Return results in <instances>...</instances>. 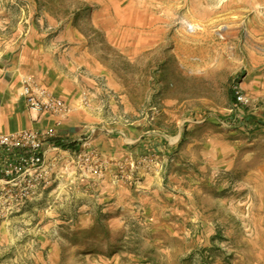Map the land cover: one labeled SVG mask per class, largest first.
<instances>
[{
    "label": "rangeland",
    "instance_id": "rangeland-1",
    "mask_svg": "<svg viewBox=\"0 0 264 264\" xmlns=\"http://www.w3.org/2000/svg\"><path fill=\"white\" fill-rule=\"evenodd\" d=\"M27 84L79 147L23 204L0 191V264H264V0H0L24 128Z\"/></svg>",
    "mask_w": 264,
    "mask_h": 264
},
{
    "label": "built area",
    "instance_id": "built-area-1",
    "mask_svg": "<svg viewBox=\"0 0 264 264\" xmlns=\"http://www.w3.org/2000/svg\"><path fill=\"white\" fill-rule=\"evenodd\" d=\"M23 94L31 114L32 126L16 132L0 131V191L16 197L23 204L31 193L46 180L47 156L51 149L57 150L52 139L57 137L56 128L69 115L65 99L54 96L46 89L25 85ZM237 99L242 96L237 93ZM51 114L56 125L42 128L35 124L37 116Z\"/></svg>",
    "mask_w": 264,
    "mask_h": 264
},
{
    "label": "crops",
    "instance_id": "crops-1",
    "mask_svg": "<svg viewBox=\"0 0 264 264\" xmlns=\"http://www.w3.org/2000/svg\"><path fill=\"white\" fill-rule=\"evenodd\" d=\"M25 116L26 117L24 119H27V121H29V123L27 122V125H26L25 128H28V127L32 126L31 116H30L29 120H28L29 114L26 113ZM35 117H36V115H35ZM11 118L15 119V115L12 112H6V113H3V114L2 113L0 114V120L7 122L6 124H2L1 123L2 125L0 126V131H3V132H16V131H19L21 129H24L22 121H21V123L12 122L14 120H12ZM36 119H37V122H38L37 125H39L42 128H48V127L56 125V122H55L56 118L53 115H51V114L45 113V114L37 116ZM70 120H71L70 122L76 123L75 115L71 116ZM67 124H68V122L66 123V121H64L61 124V126L59 127L60 128V132H62L63 134H67V135L70 134L72 137L78 135V131H77L78 129H76V128L70 127V129L67 131L65 129L66 128L65 126H71V125H69V124L67 125Z\"/></svg>",
    "mask_w": 264,
    "mask_h": 264
},
{
    "label": "trees",
    "instance_id": "trees-1",
    "mask_svg": "<svg viewBox=\"0 0 264 264\" xmlns=\"http://www.w3.org/2000/svg\"><path fill=\"white\" fill-rule=\"evenodd\" d=\"M232 99L236 105L240 104V101L237 100L236 95H233ZM52 142L56 146L63 148V149L75 150V149H77V147H79V143L77 141L66 140L63 137H58V136L54 137L52 139Z\"/></svg>",
    "mask_w": 264,
    "mask_h": 264
}]
</instances>
